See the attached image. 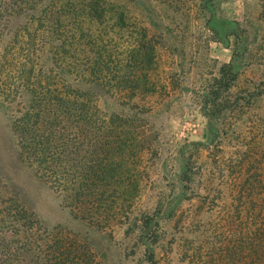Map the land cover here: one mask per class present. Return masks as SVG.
<instances>
[{
    "label": "trees",
    "instance_id": "16d2710c",
    "mask_svg": "<svg viewBox=\"0 0 264 264\" xmlns=\"http://www.w3.org/2000/svg\"><path fill=\"white\" fill-rule=\"evenodd\" d=\"M132 1L0 0V89L17 100L10 130L18 156L52 185L74 217L86 221L99 219L108 195L129 179V148L144 146L134 136L139 128L134 115L122 109L102 113L96 98L101 93L119 97L118 105L143 115L150 109L144 100L164 86L152 74L161 34L130 18L134 12L143 16L144 10L155 18V8L148 0H135L136 6ZM191 1H198L213 40L230 48L232 40L234 46L230 60L193 91L207 120L205 139L183 144L178 180L182 196L188 192V200H197L195 229L208 234L186 261L264 264V110L252 112L264 97V83L230 93L243 65L237 61H254L256 52L247 51L243 25L216 17L217 0ZM157 2L178 12L171 1ZM261 7L264 18V2ZM183 13L190 15L188 8ZM11 74L16 84L10 83ZM203 151L207 155L198 161ZM173 199L160 204L161 218L172 217L178 197ZM208 212L211 220L203 221ZM153 215L137 219L146 264H156L151 246L159 238L160 219ZM40 229L32 211L0 192V264H17L21 253L29 256L26 264H38L40 255L52 260L49 264H88L78 245L65 246Z\"/></svg>",
    "mask_w": 264,
    "mask_h": 264
},
{
    "label": "rangeland",
    "instance_id": "374dc122",
    "mask_svg": "<svg viewBox=\"0 0 264 264\" xmlns=\"http://www.w3.org/2000/svg\"><path fill=\"white\" fill-rule=\"evenodd\" d=\"M157 1L148 0L155 8L157 17L150 16L146 10L140 17L135 12L130 15L134 22H141L162 37L160 42H163V46L157 51L152 74L164 86L144 100V105L150 109L146 114L139 115L134 113V109L118 105L122 103L119 97L101 93L96 98L98 110L102 113L122 109L127 115H134L136 120L133 125H139L138 131H135L138 135L134 136L144 140L143 148H129L132 151L126 157L129 179L127 177L120 182L117 189L108 195L99 219L86 221L74 217L52 185L39 179L20 160L10 130L13 104L17 100L11 99V92L6 88L3 87V91L0 89V192L15 197L35 214L40 231H44L42 235L53 236L65 246L78 245V253H84L83 259L88 264H146L142 260L144 245L138 238L137 219L141 215L154 214L155 220L160 219L157 227L159 238L151 246L156 264H187L186 255L205 237L203 235L208 234L198 233L194 227L197 200H188V192L183 196L181 194L178 180L182 167L180 152L186 142L204 141L207 120L198 110L193 91L204 78L215 74L220 64L230 60L234 45L232 40L231 48L213 40V35L203 25V13L197 10L198 1L167 0L178 6V12L173 13ZM132 2L131 6H136V1ZM262 2L264 0H217L214 4L218 19L234 20L246 28L249 34L247 51L258 55L253 57L254 61H237L238 65H243L230 89L231 95L249 89L257 82L264 83ZM181 6L184 7L181 9ZM185 8L189 9V17L183 13ZM150 21H154L157 27L153 28L155 26ZM259 33H262L263 42L257 39ZM14 75H10L9 81L16 84L17 77L14 78ZM131 102L138 104L140 101L133 99ZM256 104L259 108L255 107ZM256 104L252 112L263 111L264 97ZM235 129L239 131V128ZM206 155L203 151L198 161H203ZM177 197L172 217L161 218L162 211L158 210L160 204ZM109 210H113V216L109 215ZM201 217L203 221H209L211 213H203ZM6 236L9 238L8 234ZM28 259L27 253H21L15 262L26 264ZM49 263L52 260L45 262L43 255H40L38 264Z\"/></svg>",
    "mask_w": 264,
    "mask_h": 264
}]
</instances>
